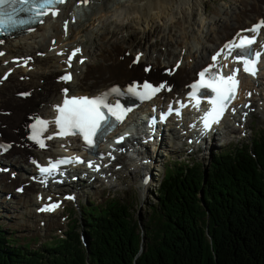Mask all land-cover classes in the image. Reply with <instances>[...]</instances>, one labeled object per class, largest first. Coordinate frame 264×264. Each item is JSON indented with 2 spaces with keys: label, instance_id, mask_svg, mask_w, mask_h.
<instances>
[{
  "label": "bare ground",
  "instance_id": "obj_1",
  "mask_svg": "<svg viewBox=\"0 0 264 264\" xmlns=\"http://www.w3.org/2000/svg\"><path fill=\"white\" fill-rule=\"evenodd\" d=\"M236 1L240 5L237 9L219 5L215 7L214 11L212 10L215 16H211V19H216L219 12L226 17V21L221 18L220 22L214 26L208 22V11L202 10L205 0H88L87 3H84L83 0H76V8L67 4L57 19L47 20L32 33L22 34L13 39L0 38L3 41L0 44V52H4V55L0 56V78L12 70L8 73L7 78L0 82V131L2 132L0 141L15 139L20 142L19 146H14L6 155L0 156V160L10 163L13 169L18 170L17 178L11 181H9V174H0V187L2 186L0 191L3 192V203L0 206L4 207L5 212L11 211L10 213L17 218L35 221L37 224L38 222L42 223L38 227L46 224L48 226L60 224V220L57 218V214L60 212L53 214L38 212L39 206L35 205L38 202L37 197L46 191L39 185H29L24 193L13 191L14 193L11 195H19L14 196L13 200H7L6 194L14 188V185L27 180L26 174L32 171L28 162L30 155H33L32 160L39 162L47 157H58L64 152L77 151L78 149V143L73 137L63 139L54 137L52 140H46L47 147L44 149L39 148L27 138L21 139L25 135L22 123L25 121L27 113L39 110V115L52 119V106L62 100L63 89L67 88L74 94L96 93L106 89L115 81L125 83L136 76L169 78L173 84L170 86L172 92L168 97L174 96V92H180L184 83L192 80L197 70L209 62L213 48L230 39L236 30L248 27L257 18L264 16V0ZM87 8L90 9V12ZM76 10L80 14H77ZM195 14L200 15L198 22L193 18ZM102 16L108 17L110 24L115 26V29L121 28L126 21L129 24L134 23L144 34L156 26L165 28L172 26L181 34L175 39V44H177L174 50L176 59L171 63L170 54H167V59L163 58L164 54H158L156 50L153 51V46L148 43L136 47L133 43L121 39L114 42L93 39V32L89 29L85 30L83 26L85 21L102 19ZM83 17H85L84 21ZM66 19L70 20L67 34L62 30ZM75 31L76 33L85 32L88 39L97 43L96 50L92 51L85 42L72 44L75 43V40L72 39ZM94 46H92L93 50ZM74 47L81 49L71 67L74 79L71 82H64L59 77L66 70L67 53ZM58 50L64 51V54L58 55ZM138 54H142L140 61L133 63ZM28 57L32 58L29 65L23 66L21 61ZM15 58H18V61L12 62ZM82 58L85 59L84 67L79 62ZM228 61L231 60L228 59ZM178 63L180 67L169 74L167 70L174 69ZM147 66H150V71L144 70ZM261 74L264 73L261 72ZM259 79H264V76ZM255 83L256 81L251 79L243 81L246 93L250 90L249 86L255 85ZM22 89L32 90L31 95L28 96L30 99L22 100L17 96L16 93ZM6 109H11L12 114L4 115ZM245 111L247 110H241L238 115L226 120L224 128L234 131L237 130V126H242L241 120ZM143 113H147L149 117L154 115V110L151 109V106L139 111L134 110L131 113V120L127 122L126 129L128 131L142 130L145 122L141 119L140 114ZM124 128L125 125L119 129ZM198 130L197 126L193 127L185 123L180 126L179 131L172 132L173 140L164 135H157L154 139L159 143V146L150 149L151 146L147 145L144 152L138 154V157L141 156V160L145 161L143 169L146 175H153L154 165L163 146V141L166 140L165 137L176 147L179 146V142L192 139V137L200 138ZM110 153L113 158L106 161L107 166L102 172L109 182L110 177L107 174L112 172V176L115 177L124 170L115 168L116 161L123 159L120 156V149L115 147L110 150ZM126 171L124 170V172ZM143 178L141 179L143 180ZM84 185L86 184H77L73 191H84ZM148 188L146 185L143 186L144 193ZM38 227L35 230L43 231Z\"/></svg>",
  "mask_w": 264,
  "mask_h": 264
},
{
  "label": "trees",
  "instance_id": "obj_2",
  "mask_svg": "<svg viewBox=\"0 0 264 264\" xmlns=\"http://www.w3.org/2000/svg\"><path fill=\"white\" fill-rule=\"evenodd\" d=\"M209 164L166 167L144 221L120 199L84 207L86 246L74 224L36 249L0 225V264H264V131Z\"/></svg>",
  "mask_w": 264,
  "mask_h": 264
},
{
  "label": "snow or ice",
  "instance_id": "obj_3",
  "mask_svg": "<svg viewBox=\"0 0 264 264\" xmlns=\"http://www.w3.org/2000/svg\"><path fill=\"white\" fill-rule=\"evenodd\" d=\"M87 3L88 0H83ZM66 3V0H0V32H2L3 25L9 23L18 25H29L25 30L33 31L30 26L33 24H43L45 17L51 15L56 18L59 16L61 9L60 5ZM22 14V15H21ZM65 32H67L68 21H64L63 25ZM264 28V21H260L252 28L241 30L236 36L226 42L214 55L211 57L212 63L204 67L197 75L198 78L189 86L188 103H181L179 108H173L171 105L167 110V114L175 112L179 115L180 108L187 107L189 104L197 111H200L202 99L207 102L208 107L203 111L200 117L201 133L206 134L208 131L214 129V126L219 125L226 113L230 110L232 113L236 112L235 108H230L233 100L236 98L239 79L238 73L242 70L252 76L258 73V63L264 57V45H261V50H257V35L260 29ZM245 33H250L245 34ZM3 41L0 40V44ZM81 52L80 48L72 50L68 55L65 63L69 68L72 67L73 58ZM63 55L64 53H58ZM4 55L0 52V56ZM142 54H138L133 63H138ZM231 57L233 68L228 74H224V70L228 65L222 63L223 60H228ZM31 57L23 59L21 63L23 66H28ZM83 63V59L79 61ZM7 63V62H5ZM239 65V66H237ZM19 66V65H18ZM180 67L179 63L174 69L167 70L169 74ZM145 71H150V66L145 67ZM7 78V74L0 78V82ZM61 81L69 82L72 79V73L66 72L65 75L59 77ZM120 89L114 87L108 93H102L96 97L88 96H69L68 89L62 90L64 98L60 104L53 105L55 113L54 118L43 119L40 117H32V123L27 125L28 136L27 139L39 148L47 147L46 140H52L54 137H79L83 141L85 150L94 152L100 142H102L107 134L112 131L119 123L123 122L127 114L132 111L131 108H126L120 103L112 104L109 102L110 95H118ZM162 91H171L170 86L166 81L153 85L145 81L143 84L133 83L127 89V92L137 97L141 101H147L154 98ZM21 96H29L31 93H19ZM249 96L251 93L248 94ZM245 107H248L245 105ZM167 114L160 116L161 120L167 119ZM246 117L247 113H243ZM152 124H155L153 119ZM50 126H54L56 131L50 135L45 136ZM196 127V125H193ZM120 136L116 143H120L126 139ZM12 147L11 144L0 143V152H5ZM63 147V145H62ZM108 155L111 157V153ZM103 157L101 156V159ZM32 163L36 166L39 176L34 177L45 186L49 178L55 177L58 173L62 174V168L66 165L86 164V166L93 171H99L101 164L93 160L85 161L80 156H64L55 160L49 158L46 165H42L36 160ZM106 166V165H105ZM23 191V189H18ZM72 199L73 197H66ZM51 200V198H49ZM59 207L58 203H49L40 209V211H55Z\"/></svg>",
  "mask_w": 264,
  "mask_h": 264
},
{
  "label": "rangeland",
  "instance_id": "obj_4",
  "mask_svg": "<svg viewBox=\"0 0 264 264\" xmlns=\"http://www.w3.org/2000/svg\"><path fill=\"white\" fill-rule=\"evenodd\" d=\"M219 5H223L224 7H227L229 9H237L240 6L239 2H237L236 0H205L202 6V10L208 11V22L209 24H213L214 26H216V24L220 22L221 18L223 21H226V17L222 16L221 12H219V15L216 17V19L210 18L211 16H215L213 11L215 7ZM193 18L198 22L200 15L195 14ZM84 20L85 17H83V21ZM110 23L111 22L109 21V18L104 16L102 19H90L88 21H85L83 28L85 30L89 29L93 32V39L101 41H104L105 39V41L111 40L113 42L117 39H121L125 42L133 43L136 47L148 43L153 46V51L156 50L158 54H164L162 56L163 58L166 57L167 59V54H170L169 57L171 63H173L176 59V52H174V50L176 49L177 44H175V39L178 38L181 34H179V32H177V29L173 28L172 26L170 28L156 26L151 29V31L149 30L147 34H144L143 31L134 23L129 24V22L125 21L122 27L118 29H115V26ZM83 35H85V32L76 33L75 31L72 39L75 40V43L85 42L89 47H91L92 51H95L97 43H93L92 39H88L86 35ZM232 37L233 36H231V38ZM219 45H221V43H219L217 46ZM92 46H94V50L92 49ZM215 48H213V51ZM81 65L84 67V64ZM193 76H195V74ZM262 76H264V74ZM134 78L139 77L136 76ZM147 78L152 79L151 76H148ZM156 78L162 79L160 77ZM257 81V83H260L261 85L257 88L255 99H248L249 101L252 100L253 113L251 114L249 112V114H247V117L243 119V125L238 126L237 130L229 131L230 133L223 134L219 139L206 143L204 147H202V144L204 143L202 140L201 143L195 140L179 142V146L175 147V144H172L170 140L165 137L166 140L163 141V146L160 149V153L154 165L153 181L148 185L149 188L145 191L146 193H144L142 189L143 186H140L142 182L141 178L143 172L138 167H136L135 158H124L120 161H117L115 165L120 166L127 171L124 172L123 170L120 175H116V177H113V180L111 182L105 180L104 176H100L99 181L88 179V181H79L86 184L83 186L84 191L74 193L75 201H71L66 204L63 210V215L62 213L57 214V218L60 220V224H54L51 226H48V224H46L38 227V225L40 226V224L42 223L38 222L37 224V222L35 221L17 218L15 215L13 216L10 213L11 211L5 212L4 207L0 206V225L3 226V228L7 232H12L10 235H14L15 238L19 239L23 245H25L26 242H30L31 249H36L38 247H43V242L52 240L54 239V237L65 238L67 236L66 232L73 224L74 227H76V231L80 234L82 245L86 246L88 242L86 234V232L88 231V226L84 221V207L90 209L94 206L106 205L107 201L110 199H120L126 202L127 204H129V207L132 208V211H134L135 218L139 219L140 222L146 220L148 214L151 212L152 205L157 200V189L160 185L159 181L165 173L166 167L175 165L176 160H178L179 162L184 161L188 164H194L196 162L200 163V167L207 171L209 169V161L213 153H221L230 148H236V146H244L246 143H249L250 145L252 140L254 141L257 137H259V135H262L264 131V79H260ZM21 99L27 100L30 98H28L27 96L26 98ZM241 105H243V103H241ZM3 114L10 115L12 114V110L6 109ZM30 117L31 116H29L27 113L26 119L22 123V127L25 133L22 139L27 138L29 134L27 125ZM12 142H14V146L16 147L20 145V142L18 140L12 139ZM149 145L151 146V148H149L153 149L159 146V143L156 140H152L149 142ZM251 147L252 146H250V148ZM0 174H3V172H0ZM26 176H28L26 181L14 185V188L6 194L7 200H13L14 196H19L16 194L11 195V193H14L15 191L17 193H24L26 192L29 185L36 184L37 181H35L33 177V171L27 173ZM13 179L16 178H11L9 176V181ZM103 181L104 183H102ZM77 184L79 183H72L71 186L66 185L65 189L70 190V188H73ZM20 185H23V192H18V187ZM50 194L52 195V193ZM2 195L3 192L0 191V205L3 203ZM33 196L35 197V194ZM6 206L7 203L5 207ZM37 227L42 228L43 231L35 230V228Z\"/></svg>",
  "mask_w": 264,
  "mask_h": 264
}]
</instances>
